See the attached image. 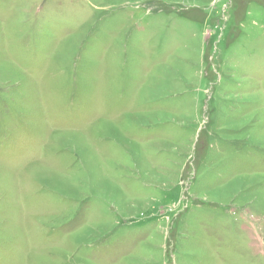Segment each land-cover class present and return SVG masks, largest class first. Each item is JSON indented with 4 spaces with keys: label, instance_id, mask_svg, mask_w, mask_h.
I'll return each instance as SVG.
<instances>
[{
    "label": "rangeland",
    "instance_id": "374dc122",
    "mask_svg": "<svg viewBox=\"0 0 264 264\" xmlns=\"http://www.w3.org/2000/svg\"><path fill=\"white\" fill-rule=\"evenodd\" d=\"M0 264H264V0H0Z\"/></svg>",
    "mask_w": 264,
    "mask_h": 264
},
{
    "label": "bare ground",
    "instance_id": "6f19581e",
    "mask_svg": "<svg viewBox=\"0 0 264 264\" xmlns=\"http://www.w3.org/2000/svg\"><path fill=\"white\" fill-rule=\"evenodd\" d=\"M33 248V247H32Z\"/></svg>",
    "mask_w": 264,
    "mask_h": 264
}]
</instances>
